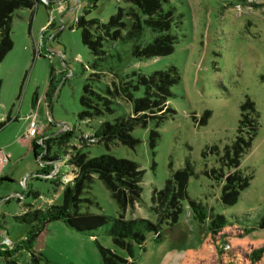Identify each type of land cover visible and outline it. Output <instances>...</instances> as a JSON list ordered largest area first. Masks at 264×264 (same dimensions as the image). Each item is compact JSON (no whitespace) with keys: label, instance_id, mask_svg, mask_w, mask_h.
<instances>
[{"label":"rangeland","instance_id":"1","mask_svg":"<svg viewBox=\"0 0 264 264\" xmlns=\"http://www.w3.org/2000/svg\"><path fill=\"white\" fill-rule=\"evenodd\" d=\"M40 1L32 10L14 12L10 26L13 46L0 63V122L10 119L0 131V250L9 246L8 239L18 246L28 235L31 226L15 218L46 205L58 192L49 181L29 177L41 168L22 138L30 135L31 123L38 130L47 129L48 134L61 132L64 125H77L82 88L91 75V58L75 27L77 18L84 13L86 20L106 22L123 5L118 0H94L93 4L87 0ZM169 1L180 15L175 23L178 44L173 53L143 62L130 60L125 71L150 75L176 67L181 81L172 89L169 101L176 114L158 128L154 149L149 146L154 129L150 124L132 132L139 141L134 150L121 144L109 148L101 144L85 151L91 157L109 155L135 162L144 171L142 201L132 213L126 212L128 219L153 221L149 212L152 189H161L171 173L188 162L193 169L187 183L189 199L226 220L224 232L213 238L207 225L192 219L185 200L178 225L161 243L154 241L152 233L147 234L145 251L134 250L135 264H264V252L253 258L254 251L264 248V229L256 226L264 213V0H248L254 6L244 8L234 7L241 4L238 0ZM51 79L53 87L46 95ZM245 97L254 102L259 114L256 138L241 159V167L253 178L236 204L224 207L220 202L222 185L205 172L220 167L219 156L212 149L216 147L221 155L235 138L239 107ZM114 110L93 120L91 129L82 126V131L90 133L101 122L131 111L128 104L119 101ZM206 113L210 114L207 121ZM34 192L41 198H34ZM90 198L97 204L89 208L90 213L118 217L116 203L97 178ZM107 229L100 228L90 236L61 221L47 223L33 243V253L20 251L16 262L102 264L98 246L125 257L106 234ZM0 264H4L1 258Z\"/></svg>","mask_w":264,"mask_h":264},{"label":"trees","instance_id":"2","mask_svg":"<svg viewBox=\"0 0 264 264\" xmlns=\"http://www.w3.org/2000/svg\"><path fill=\"white\" fill-rule=\"evenodd\" d=\"M87 1L94 3V0ZM118 1L123 5L118 6L106 22L86 20L83 13L75 23L76 29L80 30L82 45L91 58V75L82 88L80 111L76 114L77 125L72 128L64 125L57 134H48L45 128L36 129L32 136L25 135L22 138L41 168L29 177L37 181H49L58 192L53 199L46 201V205L29 209L15 218L18 223L31 227L27 237L18 246H14L7 238L9 246L0 250L4 264H17L16 257L20 251L32 254L35 239L45 225L53 221H61L75 232L90 236L92 232L108 226L106 234L126 256L121 257L113 250L98 246L102 264H135L134 250L145 251L147 234L152 233L154 241L161 243L164 235L178 225L185 200L188 201L192 219L207 225L213 238L224 232L226 220L223 215L189 199L187 183L193 169L188 162L183 169L172 172L161 189H152L149 212L153 221L128 219L126 212L132 213L142 201L144 171L135 162L109 155L91 157L85 151L101 144L106 148L121 144L134 150L139 141L132 136V132L137 128H147L150 124H154V129L150 131L149 146L154 149L159 140L158 128L176 114L169 103L173 97L172 89L181 81L176 67L169 66L150 75L138 71L127 73L125 69L130 60L143 62L172 54L178 44L174 29L180 15L176 14L169 0ZM238 1L241 4L234 7L254 6L248 0ZM40 3V0H0V63L13 46L10 26L14 12L32 10ZM103 80L105 83L100 86ZM52 87L51 79L46 95ZM117 101L128 104L130 114L101 122L90 133L82 131V126L91 129L93 120L111 115ZM239 111L235 138L224 147L221 155L216 147L212 149L219 156L220 167L205 172L209 179L222 185L220 202L224 207L236 204L240 193L248 188L253 178L247 169L241 167V159L251 149L256 138L259 114L254 102L248 97L244 98ZM209 115H204L206 121ZM9 121L8 118L0 122V131ZM206 121L202 120L201 123L205 124ZM62 169L64 172H61ZM95 178L116 203L118 217L109 218L104 214L89 212L91 206H97L90 198ZM31 195L41 198L37 192ZM256 226L264 229V213ZM225 238L224 233L222 240ZM262 252L264 248L254 251L253 258H258Z\"/></svg>","mask_w":264,"mask_h":264},{"label":"built area","instance_id":"3","mask_svg":"<svg viewBox=\"0 0 264 264\" xmlns=\"http://www.w3.org/2000/svg\"><path fill=\"white\" fill-rule=\"evenodd\" d=\"M43 1H44V0H43ZM35 129H36L35 124H34V123H31V124H30V135H31V136L33 135ZM30 135H29V136H30Z\"/></svg>","mask_w":264,"mask_h":264}]
</instances>
